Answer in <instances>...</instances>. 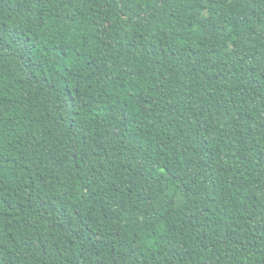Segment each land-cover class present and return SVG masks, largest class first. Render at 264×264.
Here are the masks:
<instances>
[{"label":"trees","instance_id":"1","mask_svg":"<svg viewBox=\"0 0 264 264\" xmlns=\"http://www.w3.org/2000/svg\"><path fill=\"white\" fill-rule=\"evenodd\" d=\"M0 264H264V0H0Z\"/></svg>","mask_w":264,"mask_h":264}]
</instances>
